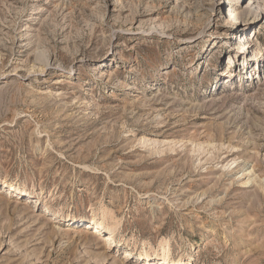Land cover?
I'll return each instance as SVG.
<instances>
[{
  "label": "rangeland",
  "instance_id": "374dc122",
  "mask_svg": "<svg viewBox=\"0 0 264 264\" xmlns=\"http://www.w3.org/2000/svg\"><path fill=\"white\" fill-rule=\"evenodd\" d=\"M235 2L0 0V264H264V0Z\"/></svg>",
  "mask_w": 264,
  "mask_h": 264
},
{
  "label": "bare ground",
  "instance_id": "6f19581e",
  "mask_svg": "<svg viewBox=\"0 0 264 264\" xmlns=\"http://www.w3.org/2000/svg\"><path fill=\"white\" fill-rule=\"evenodd\" d=\"M238 2H239V0H236L235 4H237ZM241 5H242V3H241ZM231 7H232L231 4L228 5L229 17L234 19V20H236V19H238V16H239L240 12L238 14L236 9H232ZM250 18H251V16H250ZM241 40H238V41H241ZM242 42H243V40H242ZM238 51H242V50L239 49ZM230 54H231V52H230ZM244 63L247 65V61L244 62ZM257 70L259 71V67L257 68ZM222 74H225V75L227 74L225 69L222 72ZM230 161L234 162L235 159H231ZM230 161H226L227 164H228V162L230 163ZM251 173H252L251 171H248L247 182L252 179L253 173L252 174ZM8 189L11 190V191L15 190L14 187H12V186H10ZM19 195L28 197V194L23 193V192H20ZM27 200H29V199H27ZM48 214H49V211L47 209H45L42 212V216H48ZM53 215H54V217H53L54 219L60 217V215L58 213H54ZM70 221H71V223H74V224L81 221L82 223L87 225V228H84L83 230L87 231L89 234H93V235L97 234V236L99 237L102 245L105 246V247L106 246H111V245L116 243L114 241V239H113L112 231L111 230H104V228L100 225V223L95 218H91V219L85 220V219H81V218H77V217H72V218H69V219L66 220V222H69V224H70ZM97 256L99 257V260H102V261L106 260L109 257V255L106 252L100 253V255H97ZM140 256H142V254ZM143 259L146 261V263H149L152 260V259H150L149 255L146 252L144 253V258ZM190 259H191V256L188 255L183 260H181L179 262H172L171 264H188ZM156 263L157 264H169L168 257H167L165 252H162L161 255H159V257L156 259L155 264Z\"/></svg>",
  "mask_w": 264,
  "mask_h": 264
}]
</instances>
